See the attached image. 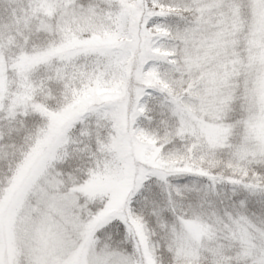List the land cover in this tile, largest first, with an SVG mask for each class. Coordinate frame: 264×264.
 Returning <instances> with one entry per match:
<instances>
[{
	"label": "snow or ice",
	"instance_id": "6c2138e0",
	"mask_svg": "<svg viewBox=\"0 0 264 264\" xmlns=\"http://www.w3.org/2000/svg\"><path fill=\"white\" fill-rule=\"evenodd\" d=\"M0 264H264V0H0Z\"/></svg>",
	"mask_w": 264,
	"mask_h": 264
}]
</instances>
